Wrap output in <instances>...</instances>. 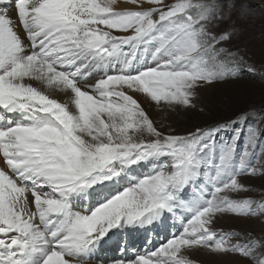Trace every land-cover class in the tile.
Instances as JSON below:
<instances>
[{"label": "snow or ice", "instance_id": "1", "mask_svg": "<svg viewBox=\"0 0 264 264\" xmlns=\"http://www.w3.org/2000/svg\"><path fill=\"white\" fill-rule=\"evenodd\" d=\"M131 5L0 0V264H89L114 230L170 216L178 231L111 264H194L184 252L201 249L264 264V237L217 226L225 214L264 216V201L233 198L249 191L242 178L264 176L251 163L260 122L245 109L177 133L136 98L168 120L196 108L201 88L254 74L231 45L264 0Z\"/></svg>", "mask_w": 264, "mask_h": 264}, {"label": "rangeland", "instance_id": "2", "mask_svg": "<svg viewBox=\"0 0 264 264\" xmlns=\"http://www.w3.org/2000/svg\"><path fill=\"white\" fill-rule=\"evenodd\" d=\"M117 1L119 5H124L121 8L132 7L131 0ZM165 2H169V0H165ZM253 2L258 4V0H253ZM224 27H227V24H221L216 31L219 32ZM246 27L247 30L244 36L240 40L234 41L231 46L239 48L249 64L256 68L254 74L243 72L239 79L215 83L201 88L199 90V99L196 101V108L187 112L169 113L168 120L164 119L165 114L156 109L151 102L148 106L142 104L146 111L149 112L150 117L154 121L164 124L171 121L174 123L176 132L183 133L193 130L197 126L205 127L217 121L235 118L239 111L247 109L251 118L249 123L260 122L259 126L264 128V67H261V65H264V14H261L259 7L256 9V15L252 19L251 24ZM138 97L136 98L141 101V98ZM231 135V129L220 132L217 136V143L219 144L221 141L229 139ZM245 146L246 140L242 135L237 143V153L241 152ZM218 155L219 151L217 150V160ZM251 163L258 167L264 165V133H262L257 146L253 149ZM146 170V167H140L133 174H142ZM242 182L248 186L249 191L233 194V198H251L257 201H264V176L244 177ZM194 192L195 187L190 188L189 196ZM172 219L174 220L173 217ZM217 226L225 231L248 232L257 237H264V216L237 218L231 214H225L218 219ZM176 231V222L174 226L171 217H169L166 220V234L169 236ZM145 237L147 241H152L153 237L150 229L147 230ZM119 249H121V246H119ZM186 256L194 264H225L227 259L215 254H210L208 258L204 259L194 255ZM231 259L234 264H250V261L239 256H232Z\"/></svg>", "mask_w": 264, "mask_h": 264}, {"label": "bare ground", "instance_id": "3", "mask_svg": "<svg viewBox=\"0 0 264 264\" xmlns=\"http://www.w3.org/2000/svg\"><path fill=\"white\" fill-rule=\"evenodd\" d=\"M118 2V1H117ZM118 6L124 7V5ZM126 7V6H125ZM121 34V33H115ZM54 97L61 100L63 102L66 99L70 98V95H66L63 92H55L53 93ZM138 98H141V104L149 105L150 101L146 99L143 95H138ZM153 106V105H152ZM0 166L2 165V161H0ZM84 206V202H78L77 207ZM177 215H180L178 213ZM171 217V216H170ZM172 223L176 222L177 231L180 229L179 221L174 218L172 219ZM151 230V236L153 237L152 241H147L146 232L147 230ZM155 233V235H153ZM168 235L166 234V221L164 222H154L152 225H145L135 229L126 228L120 230H114L107 237H105L102 245L96 250L93 256L90 258L89 264H111L113 260H130L135 257L138 253H143L145 251H151L156 246H158ZM119 246L121 249L118 250ZM123 249V251H122ZM211 253H207L204 250H186L184 255H194L195 257L204 259L208 258ZM217 257V256H216ZM221 257V256H220ZM226 261H229L231 257H226ZM195 259V258H194ZM222 259V258H221ZM233 262V261H232Z\"/></svg>", "mask_w": 264, "mask_h": 264}]
</instances>
